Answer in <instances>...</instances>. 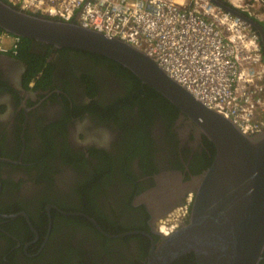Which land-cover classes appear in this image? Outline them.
<instances>
[{
	"label": "flooded vegetation",
	"instance_id": "obj_1",
	"mask_svg": "<svg viewBox=\"0 0 264 264\" xmlns=\"http://www.w3.org/2000/svg\"><path fill=\"white\" fill-rule=\"evenodd\" d=\"M20 45L0 52V264H144L214 145L105 61L33 42L27 80Z\"/></svg>",
	"mask_w": 264,
	"mask_h": 264
},
{
	"label": "water",
	"instance_id": "obj_2",
	"mask_svg": "<svg viewBox=\"0 0 264 264\" xmlns=\"http://www.w3.org/2000/svg\"><path fill=\"white\" fill-rule=\"evenodd\" d=\"M240 18L257 36L264 57V26L225 0H211ZM0 29L17 37L106 57L127 68L193 119L215 147L213 161L195 179L186 220L152 239L144 264H172L192 255L195 264H259L264 252V128L242 132L206 106L142 50L118 37L19 9L0 0Z\"/></svg>",
	"mask_w": 264,
	"mask_h": 264
},
{
	"label": "built area",
	"instance_id": "obj_3",
	"mask_svg": "<svg viewBox=\"0 0 264 264\" xmlns=\"http://www.w3.org/2000/svg\"><path fill=\"white\" fill-rule=\"evenodd\" d=\"M8 1L30 13L118 37L145 52L242 132L264 128V57L257 36L211 0ZM225 1L243 10L242 0ZM18 42L17 36L0 33V52L15 53ZM181 220L168 221L165 230Z\"/></svg>",
	"mask_w": 264,
	"mask_h": 264
},
{
	"label": "trees",
	"instance_id": "obj_4",
	"mask_svg": "<svg viewBox=\"0 0 264 264\" xmlns=\"http://www.w3.org/2000/svg\"><path fill=\"white\" fill-rule=\"evenodd\" d=\"M5 1L8 2V0H5ZM16 7H18V6H16ZM0 32H3V31L0 29ZM18 38L21 41V45H20V49H19L20 57L24 58V60H26V64H27V66H26L27 70H26V74H25L26 79L30 80V78L33 77L36 72L43 70L44 64L42 63V59L45 56H41V55L38 56L31 51L30 46L32 45V43L34 41H32L28 38H21V37H18ZM48 47H52V46L48 45ZM64 49L84 54L86 56H89L91 59L105 61L106 63L110 64V66H112L116 69L118 68L121 72H123L125 74L127 73L128 75L133 77L137 81L138 85L142 84L139 81V79L134 74H132L127 68L123 67L122 65H120L119 63H117L115 61H112L106 57L96 55L93 53H89V52H86L83 50H78V49H74V48H64ZM144 86L147 88L148 91L152 92V94L155 95V97L157 99H159L161 101V103L167 104L171 108L173 107L171 105V103L168 100H166L162 95H160L159 93H157L155 90L151 89L150 87H148L146 85H144ZM103 239H104V237H103ZM120 255H122V253H120ZM134 264H138V263H134ZM172 264H195V263H194V258L192 257V255H189V256L181 257L179 260L175 261Z\"/></svg>",
	"mask_w": 264,
	"mask_h": 264
},
{
	"label": "rangeland",
	"instance_id": "obj_5",
	"mask_svg": "<svg viewBox=\"0 0 264 264\" xmlns=\"http://www.w3.org/2000/svg\"><path fill=\"white\" fill-rule=\"evenodd\" d=\"M243 11L258 19L264 26V5L257 0H242Z\"/></svg>",
	"mask_w": 264,
	"mask_h": 264
},
{
	"label": "clouds",
	"instance_id": "obj_6",
	"mask_svg": "<svg viewBox=\"0 0 264 264\" xmlns=\"http://www.w3.org/2000/svg\"><path fill=\"white\" fill-rule=\"evenodd\" d=\"M9 2V1H8ZM227 2V1H226ZM261 2V1H260ZM262 2H264L263 0H262ZM11 3V2H10ZM12 4V3H11ZM14 5V4H13ZM262 5H264V4H262ZM16 6V5H15ZM19 8V7H18ZM20 9V8H19ZM240 10V9H239ZM241 11H243V10H241ZM244 12V11H243ZM255 18V17H254Z\"/></svg>",
	"mask_w": 264,
	"mask_h": 264
},
{
	"label": "bare ground",
	"instance_id": "obj_7",
	"mask_svg": "<svg viewBox=\"0 0 264 264\" xmlns=\"http://www.w3.org/2000/svg\"><path fill=\"white\" fill-rule=\"evenodd\" d=\"M178 223V222H177Z\"/></svg>",
	"mask_w": 264,
	"mask_h": 264
}]
</instances>
